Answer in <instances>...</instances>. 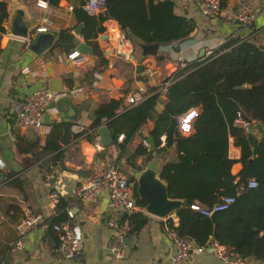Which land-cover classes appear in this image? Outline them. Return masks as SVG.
<instances>
[{
    "label": "crops",
    "instance_id": "1",
    "mask_svg": "<svg viewBox=\"0 0 264 264\" xmlns=\"http://www.w3.org/2000/svg\"><path fill=\"white\" fill-rule=\"evenodd\" d=\"M6 1L9 9L13 5L23 6L36 23L41 22L43 15H49L53 21L51 31L55 33L61 27H73L74 32L77 26L74 9L69 7L75 5L76 0H62L58 6L48 3V8H42L36 0ZM253 3L257 17L253 23L244 25L234 16L236 0H229L221 13L214 17L204 16L192 0H176L178 12L196 19V28L191 36L179 42L160 44L157 54H144L142 45L134 44L130 38L134 54L130 58L118 50V45H115L110 35L111 29L121 30L120 24L113 18H107L103 21L105 30L96 37L104 51L103 57L108 61L103 64H100V57L95 51L85 53L86 62L75 64L68 58L70 51L61 47H50L38 55L31 53L27 39L11 35L6 30L0 35V156L6 161V166L0 171V264H171L174 247L167 236L165 220L146 210H139L149 216L145 225L138 231L128 233L124 257H117L111 252L108 241L112 230L106 220L108 204L105 206L103 200L106 188L94 203H84L75 196L74 190L83 177L81 168L104 164L107 160L116 161L118 149L116 145H108L105 157L102 158L99 152L106 150L104 146L98 150L94 141L85 133L78 137L76 134L82 131H79L80 128L84 130L90 127L100 104L112 98L122 99V111L125 105L130 104L127 96L131 92L140 86L148 90L177 73L180 68L179 55L187 61L204 58L207 54L200 56L203 48L204 51L208 47L214 50L236 33L264 43V0H253ZM76 40L78 44L85 39L82 34H76ZM161 52L166 57L159 60L157 57ZM139 64L142 65L141 70H138ZM148 65L155 69L150 74L146 72ZM68 78H72V86L68 85ZM54 79H59L61 89H53L58 93L46 109L44 126L39 131L22 128L9 111L11 99L22 97L41 86L50 88ZM68 99L78 109L72 125L73 138L65 145L61 156H53L52 161L47 162L46 155L38 157L35 150L26 148L25 143L34 141L38 136L41 143L46 142L51 124L61 121L62 113L68 108ZM166 100L167 95L163 94L153 117L142 125L129 143L131 151L148 134L154 135L157 114L163 110ZM47 113L50 114L48 122L45 121ZM120 133H124L123 129ZM18 134L24 136L22 145L18 142ZM161 139L164 144L167 140L166 132L162 133ZM175 144L167 152L156 153L153 158H159L162 165L167 159H175L178 154ZM229 154L239 158L241 147L231 143ZM144 160V156L137 158L141 165ZM121 161L124 163L122 168H130ZM47 164L55 167L53 188L60 192L58 203L67 201V208L74 215L70 222L81 237V253L76 257L62 256L57 241L48 232V218L57 212V205L53 207L50 204L51 187L45 182L42 173ZM242 167L243 163L236 161L232 172L236 174ZM27 209L41 213L43 220L27 232L25 247L21 249L13 243L17 238L15 225ZM170 216L175 224L179 223L177 215L166 217ZM251 259L254 264H264V259ZM189 264H219V258L214 252L203 251L193 254Z\"/></svg>",
    "mask_w": 264,
    "mask_h": 264
},
{
    "label": "trees",
    "instance_id": "2",
    "mask_svg": "<svg viewBox=\"0 0 264 264\" xmlns=\"http://www.w3.org/2000/svg\"><path fill=\"white\" fill-rule=\"evenodd\" d=\"M45 1L58 6L62 0ZM86 1H75L74 14L77 24L84 23L82 35L99 55L100 64L108 61L104 59V51L96 37L105 30L103 21L107 18L117 20L132 42L140 45L179 42L191 36L196 28L193 16L177 11L176 0H106V7L98 13L85 9L82 5ZM228 2L220 0L221 7H226ZM8 16V3L0 0V35L5 32ZM56 34L52 48L58 46L68 52L75 49L77 40L73 27H61ZM165 57L161 52L157 58L161 60ZM187 62L174 74L165 93L167 100L164 108L157 114L153 128L156 153L167 152L175 143L178 153L175 159L164 161L160 169V177L168 183L169 194L185 200L177 210L179 223L174 224L172 216L167 218V222L180 235L193 237L200 244L215 240L225 244L234 254L263 260L264 136L252 150L249 132L235 123V118L241 112L245 119L264 124V43L236 33L214 49L211 55ZM67 82L72 86V78H68ZM159 86L149 87L143 100L125 105L122 111V99L112 98L100 104L90 127L76 136L86 133L93 140L98 128L106 123L114 139L110 145H116L118 149L116 161L122 159L129 167H144L156 153L142 142L131 151L129 143L155 114L163 95ZM193 106L199 108L193 121V131L187 135L177 134L178 116ZM63 128L62 121H55L45 143H41L38 136L30 143L24 142L26 148L35 150L38 157L46 155L47 162L52 161L55 152L61 156L65 150V145L61 143ZM122 129L124 136L119 139ZM164 132L167 140L162 144L161 135ZM17 138L22 145L24 136L18 134ZM231 143L241 147L239 158L230 156ZM106 152L107 148L101 150L99 156L105 157ZM139 156L145 157L144 165L137 162ZM236 161H241L243 167L235 174L232 166ZM251 178L257 180V185L248 187ZM130 179L135 182L138 202L145 206L146 201L136 191V178L130 174ZM241 185L246 187L239 192ZM229 194L236 195V200L229 208L211 215L192 207L193 203L210 207ZM148 217L144 211L130 214V231L140 230ZM66 220H71V217L65 200L57 204V212L48 218V232L54 240L57 241L54 224Z\"/></svg>",
    "mask_w": 264,
    "mask_h": 264
},
{
    "label": "built area",
    "instance_id": "3",
    "mask_svg": "<svg viewBox=\"0 0 264 264\" xmlns=\"http://www.w3.org/2000/svg\"><path fill=\"white\" fill-rule=\"evenodd\" d=\"M192 2L204 16L214 17L222 11L220 0H192ZM37 4L42 8L49 7L45 0H38ZM82 6L91 13H98L106 7V0H87ZM69 7L72 9L73 5L71 4ZM234 16L244 25L253 23L257 17V9L254 7L253 0H236ZM52 25V19L49 15L45 14L42 16L41 22L36 24L34 31H51ZM110 35L115 45H118V50L126 58H130L132 45H130V37L126 31L121 28V30L111 31ZM212 53L213 49L210 47L205 48L204 54L209 56ZM68 58L75 64L86 62V54L81 53L78 49L70 51ZM177 58L179 59L180 67L188 64L184 56L179 55ZM154 70L151 65H148L146 68L148 74ZM173 76L174 74L163 80L160 84L159 90L162 94L166 93ZM147 91L146 88L140 86L127 96L128 102L130 104L138 103L145 98L148 94ZM57 93L58 91L48 86L38 87L22 97L12 98L9 104V111L22 128L39 131L45 124L46 109L55 99ZM198 113L199 108L193 106L178 116V129L181 134H188L192 131L193 121ZM235 123L245 127L249 132L252 130L255 121L245 119L241 112H239L235 118ZM80 130L83 131V128H80ZM119 138L122 139L123 134H120ZM93 141L98 150L103 148L99 133L94 134ZM142 142L146 146H149L148 138L144 137ZM5 166V159L0 156V169H3ZM42 173L45 182L51 187L50 204L54 207L60 199V192L53 188L55 167L52 164H47L43 168ZM256 185L257 180L254 178H251L247 184L248 187ZM245 187V185H241L239 192L244 190ZM104 188L108 189L109 192L106 220L112 230L108 246L115 256L122 258L124 257L126 246L125 237L128 236L131 229L130 214L139 210H145V206L138 202V197L135 193V183L130 179V175L114 160H107L104 164H95L93 172L89 176H83L79 179L74 192L75 196L84 203H94L99 200ZM235 200L236 195L229 194L222 196L221 199L210 207L198 203H193L192 207L204 214L211 215L215 211L229 208ZM68 213L70 217L74 216L71 210H68ZM163 219L165 220L164 226L167 236L171 239L174 247L171 264H189L193 254L203 251L214 252L219 258V264H254L251 258L234 254L225 244H221L215 240H208L205 244H200L193 237L182 236L173 226L168 224L167 217H163ZM42 220L43 215L41 213L27 209L16 222L17 238L13 242L14 245L21 249L24 248L27 232ZM54 229L57 234L59 253L64 257L78 256L82 248L81 237L70 220L56 222Z\"/></svg>",
    "mask_w": 264,
    "mask_h": 264
},
{
    "label": "water",
    "instance_id": "4",
    "mask_svg": "<svg viewBox=\"0 0 264 264\" xmlns=\"http://www.w3.org/2000/svg\"><path fill=\"white\" fill-rule=\"evenodd\" d=\"M65 1V0H64ZM9 16L5 21V30L14 36L27 39L29 41L28 48L33 54H42L44 51L52 47L56 41L57 34L53 31H34L36 26V20L29 15L27 10L20 5H13L10 7ZM108 14L107 11H105ZM84 23L80 22L74 28L76 34H82ZM159 42L143 43V53L157 54L159 51ZM81 53H93L94 47L85 40H81L77 46ZM204 48L200 52L202 57L204 54ZM134 56V54H132ZM138 70L142 69V65H138ZM52 89H61L59 79H54L50 86ZM68 108L62 113L61 121L64 123V128L61 136V143L68 145L73 138L72 125L77 117L78 109L74 106L70 99L66 100ZM50 114H46L45 121H49ZM177 134H179L178 126L176 128ZM98 133L101 135V143L104 147L113 143L114 139L110 127L107 124H103L98 128ZM264 136V124L261 122H255L253 128L249 131V140L252 146V150H255L256 145L260 139ZM149 140L148 148L154 153L157 152V144L153 134H148ZM97 156V153H96ZM58 157V153L54 154V158ZM121 167H124V163L119 161ZM162 162L159 158H152L147 161L146 165L142 168L130 167L129 170L134 175L137 181L136 191L139 197L146 201L145 209L147 212L159 216L166 217L171 214L177 215V210L185 203L183 198L172 197L169 194V186L165 179L160 177V169ZM93 172V166L88 168H81L80 173L83 176H89ZM104 204L107 206L109 202L108 189L105 190ZM129 237L126 236L125 240L128 242Z\"/></svg>",
    "mask_w": 264,
    "mask_h": 264
},
{
    "label": "rangeland",
    "instance_id": "5",
    "mask_svg": "<svg viewBox=\"0 0 264 264\" xmlns=\"http://www.w3.org/2000/svg\"><path fill=\"white\" fill-rule=\"evenodd\" d=\"M112 31H113V29H112ZM142 164L144 165V162H143ZM144 166H145V165H144ZM123 169H124L125 172H127L129 175L132 174L128 168H123Z\"/></svg>",
    "mask_w": 264,
    "mask_h": 264
},
{
    "label": "clouds",
    "instance_id": "6",
    "mask_svg": "<svg viewBox=\"0 0 264 264\" xmlns=\"http://www.w3.org/2000/svg\"><path fill=\"white\" fill-rule=\"evenodd\" d=\"M135 183V182H134ZM146 210V209H145Z\"/></svg>",
    "mask_w": 264,
    "mask_h": 264
}]
</instances>
